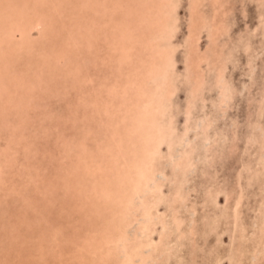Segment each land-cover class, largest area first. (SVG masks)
<instances>
[{"label": "rangeland", "instance_id": "obj_1", "mask_svg": "<svg viewBox=\"0 0 264 264\" xmlns=\"http://www.w3.org/2000/svg\"><path fill=\"white\" fill-rule=\"evenodd\" d=\"M190 4L0 0V264H264V0Z\"/></svg>", "mask_w": 264, "mask_h": 264}, {"label": "bare ground", "instance_id": "obj_2", "mask_svg": "<svg viewBox=\"0 0 264 264\" xmlns=\"http://www.w3.org/2000/svg\"><path fill=\"white\" fill-rule=\"evenodd\" d=\"M67 1V0H66ZM3 2V1H2ZM19 2V1H18ZM68 3V2H67ZM77 3V2H76ZM200 3H201V0H191V4H190V6H191V9L193 10V14L195 13V12H197V10H199V8H200ZM70 4V3H69ZM75 4V3H74ZM2 5V4H1ZM76 5V4H75ZM172 5V4H171ZM79 6V5H78ZM172 7H173V5H172ZM158 8V7H157ZM16 11V10H15ZM1 13H2V11H1ZM4 14V13H3ZM198 14H200V13H198ZM4 15H6V14H4ZM193 19V18H192ZM191 21V20H190ZM158 22V21H157ZM159 22H160V24H161V26H159L160 28H161V30L162 31H167V30H169V28H170V26H169V23H163V19L161 18L160 20H159ZM173 22V21H172ZM3 23V22H2ZM5 23V22H4ZM8 23V22H7ZM12 25V24H11ZM203 25V24H202ZM201 25V26H202ZM3 27V26H2ZM10 27V25H6V27L5 28H9ZM204 27V26H203ZM6 30V32L8 33V34H6V35H3L2 33H1V35H0V56H4V60L6 61V53H4V55H1L2 53H1V49H2V47L4 48H6V47H9V48H14V47H16V46H18V47H21V46H29V44H30V42H31V39H29L30 38V31L29 30H23V33H22V35H27V37H25V38H23V41H21V43L20 44H17V43H15V42H13L12 40V38L11 37H8L9 35H11V30H10V28L9 29H5ZM0 31H3V29L1 28V30ZM22 31V30H21ZM19 32V31H18ZM95 36V35H94ZM192 38H194V37H192ZM197 38V37H196ZM195 38V39H196ZM3 41H4V44H3ZM13 42V43H12ZM76 42V41H75ZM58 44V43H57ZM76 44V43H75ZM7 45H9V46H7ZM191 46V45H190ZM170 50V49H169ZM19 51V50H18ZM21 51V50H20ZM186 54H188V53H186ZM198 56V55H197ZM201 56V55H200ZM196 58V57H195ZM198 59V58H197ZM200 59H202V58H200ZM201 62V61H200ZM5 63V62H4ZM14 63V62H13ZM23 63V62H22ZM15 64V63H14ZM20 64V63H19ZM29 64H31L30 62H29ZM1 66V65H0ZM33 66V65H32ZM195 66H196V64H195ZM16 67V66H15ZM34 67V66H33ZM39 67V66H38ZM37 67V68H38ZM198 67V66H197ZM11 68V67H10ZM40 68V67H39ZM191 69V68H190ZM196 69V68H195ZM40 71V70H39ZM189 71V70H188ZM197 71V70H196ZM26 72V71H25ZM2 73V72H1ZM3 75V74H2ZM192 78V77H191ZM199 79V78H198ZM193 80V79H192ZM129 81V80H128ZM163 81V80H162ZM202 81V80H201ZM5 84V83H4ZM203 84V83H202ZM165 85V84H164ZM9 86V85H8ZM168 88H171L170 86L168 87ZM201 91V90H200ZM171 90L170 89H168V91H167V94H171ZM220 92V91H219ZM7 93V92H6ZM8 94V93H7ZM193 95V94H192ZM5 96V95H4ZM159 97V96H158ZM146 98V97H145ZM15 100V101H14ZM11 99L10 97L7 99V103H4V101H3V103H1L2 101H0V107L2 106V110H6V109H9V106H13V105H15L16 104V100L17 99ZM135 101H137V100H135ZM138 103V102H137ZM7 105H8V107H7ZM5 107H7V108H5ZM139 107V106H138ZM162 107V106H161ZM140 108V107H139ZM148 108V107H147ZM149 110V109H148ZM15 111V110H14ZM139 114V113H138ZM3 115V111H0V116H2ZM23 115V114H22ZM144 116V115H143ZM149 116V115H148ZM146 117V116H145ZM145 117H141L140 116V119H136L135 121H134V123H133V125H135L134 126V128L135 129H137V128H140V129H142V131H144V139H143V142H145L144 143V145H145V151H143V153H144V155H150L151 153L153 154V152L155 151V149H154V147L153 146H150V144L151 143H153V141H154V139H155V137H156V133H159L160 131H161V129L160 128H158L156 125H157V123H156V121L155 122H152V121H150L148 118H146V119H144ZM142 118V119H141ZM148 119V120H147ZM1 120L2 121H0L1 122V124L2 125H4L5 124V120H4V118H1ZM258 128V127H257ZM111 133H113V132H111ZM141 136H143L142 134H141ZM165 140V139H164ZM157 142H159V141H157ZM160 143V142H159ZM121 147H122V145H121ZM126 147V146H125ZM169 147V146H168ZM125 150V149H124ZM130 150V149H129ZM134 151V150H133ZM186 152V151H185ZM12 154V153H11ZM182 154V153H181ZM186 154V153H185ZM1 156V155H0ZM58 156V155H57ZM128 156V155H127ZM147 156H145L146 158H147ZM179 156V155H178ZM150 157V156H149ZM91 158V157H90ZM154 158V157H153ZM172 158H174V156L172 157ZM12 159V158H11ZM142 159V158H141ZM189 159V158H188ZM193 159V158H192ZM95 160V159H94ZM140 160V159H139ZM176 160V159H175ZM54 162V161H53ZM91 162V161H90ZM8 163V162H7ZM129 163V162H128ZM133 163V162H132ZM13 165V164H12ZM190 165V164H189ZM188 165V166H189ZM131 166H133V165H131ZM129 167V166H128ZM182 167V166H181ZM183 167H184V165H183ZM190 167V166H189ZM4 168V167H3ZM87 168H89V167H87ZM185 168V167H184ZM102 170V169H101ZM183 170V169H182ZM7 171V170H6ZM132 171H134V172H132ZM140 173H139V172ZM173 171V170H172ZM126 173H128L129 174V176H133V174L134 175H136V179H134L133 178V183L131 184V186L128 188V187H125V190H123L124 192H126V193H128V195L126 194L125 195V198H124V200L127 202V204H126V208H127V210H129V211H131V209H130V207H132V205H134V202H132L133 201V198L135 197V195H137L138 194V192L139 191H141V189L142 188H144L148 183H149V176H148V174L145 172V167H143V166H140V164H139V162H136L135 164H134V168L132 167V169H129V170H126L125 171ZM124 172V173H125ZM71 173H73V172H71ZM184 174V173H183ZM186 174V173H185ZM61 175V174H60ZM23 176H24V174H23ZM185 176V175H184ZM56 178V177H55ZM129 178V177H128ZM75 179V178H74ZM127 179V178H126ZM128 180V179H127ZM129 180H131V179H129ZM162 181V180H161ZM32 183V182H31ZM136 183V184H135ZM123 184V183H122ZM126 184V183H125ZM29 185V184H28ZM127 185V184H126ZM182 185V184H181ZM12 186V185H11ZM112 186V185H111ZM111 186H108L107 187V189H106V193L105 194H109L110 192H111V190H112V187ZM141 187V189L140 188H137V187ZM155 192V191H154ZM177 194V193H176ZM178 196H180V195H178ZM136 198V197H135ZM119 199V198H118ZM119 200H121V201H123V199L122 198H120ZM98 201V200H97ZM143 206H142V208H144V209H146V205H147V203H143L142 204ZM141 206V205H140ZM147 214V213H146ZM234 216V215H233ZM234 217H236V216H234ZM124 219V218H123ZM33 227V226H32ZM117 227V226H116ZM121 227V226H120ZM119 228V227H118ZM114 230H115V232H117V230H119V229H116V228H114ZM181 234V233H180ZM51 237V236H50ZM114 237V236H113ZM177 238V237H176ZM193 238V237H192ZM127 239V238H126ZM136 240V239H135ZM135 247V246H134ZM141 246H139V248H140ZM134 250V249H133ZM135 255V254H134ZM80 256V255H79ZM78 256V257H79ZM162 256V255H161ZM83 257V256H82ZM76 258V257H75Z\"/></svg>", "mask_w": 264, "mask_h": 264}]
</instances>
